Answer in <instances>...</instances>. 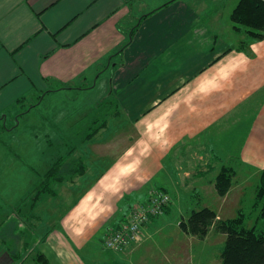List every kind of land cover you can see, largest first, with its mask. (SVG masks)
<instances>
[{"label":"crops","instance_id":"0c3cea01","mask_svg":"<svg viewBox=\"0 0 264 264\" xmlns=\"http://www.w3.org/2000/svg\"><path fill=\"white\" fill-rule=\"evenodd\" d=\"M239 1L0 0V130L15 126L8 119L20 106L29 111L51 92L93 90L100 80L99 104L114 95L135 129L113 156L105 147L110 140H95L105 125L88 137L101 148L90 157L96 163L72 156L87 166L72 187L74 198L29 249L42 251L51 264H89L81 250L98 232L105 228L106 236L124 212L130 216L135 204L162 189L171 195L164 213L142 225L140 243L112 250L107 264H157L159 255L167 264L186 255L189 264L192 237L179 226L186 219L182 208L232 214L256 192L264 169V37L240 48L248 37L234 27ZM226 165L235 174L227 195L218 197L215 179ZM144 189L146 197L127 209L124 195L131 200ZM191 190L215 198L185 207L175 194ZM173 210L177 214L169 215ZM160 237L165 248L156 247ZM217 245L215 251L223 249ZM4 257V264L13 263L10 254Z\"/></svg>","mask_w":264,"mask_h":264},{"label":"rangeland","instance_id":"374dc122","mask_svg":"<svg viewBox=\"0 0 264 264\" xmlns=\"http://www.w3.org/2000/svg\"><path fill=\"white\" fill-rule=\"evenodd\" d=\"M101 81L103 80H100L93 90L51 92L40 105L29 111H24L27 106L24 110L22 106H18L19 113H12L13 115L11 114V117L8 119V125L15 126L9 130H2L1 128L0 264H4L5 261L3 259L5 258V254L19 253L23 254V257L26 256L30 249L25 250V240H30L32 243L34 236L40 237L45 230L53 226L52 221L58 220L67 210L68 206H70L72 198H74L72 195L75 193L72 191V187L77 186L75 184L77 180L73 181L71 175H67V180L63 182H52V187L58 192L46 194V192L42 191L40 198L33 203L36 189L38 187L41 188L40 181L46 177L49 168L59 156L64 155L67 157L63 162L62 170L69 168L72 156L77 154L88 155L91 162L92 159L90 157L101 148L97 145H90L88 137L94 136L95 134L92 135L91 133L96 129L100 130L99 126L103 124H105V128L95 136V140L97 142L110 140L112 143H106L105 147L109 149L112 156L120 153L123 141L129 142L135 136V129L131 124L133 121L128 113L120 111L116 114L117 107H112L109 104H99V101L103 98L104 90L100 88ZM31 100V103H34L35 100L33 98ZM125 123L131 125L122 128ZM95 160H97V157ZM95 160H92V162L96 163ZM104 161L108 160L105 159ZM80 178L83 177L80 176ZM253 184H256V182L253 181ZM216 190L218 197H225L230 188L224 194H220L217 188ZM147 192V189L135 192L131 196V201L137 198H145ZM187 194L188 196L184 193H180L179 196L178 193L175 194L181 205L185 207L198 204L197 200L199 199L205 200V203H208L209 200L215 198L214 194L208 191L191 190ZM246 196L248 195L246 194ZM127 201L125 199L123 204H126ZM232 202L235 204L234 199ZM223 204H226V201ZM187 208H185L186 211L182 208L186 218L196 209L189 207L190 209L187 210ZM210 208H213L217 212L214 207ZM120 211L116 218L123 214L121 208ZM232 211V214L230 211H227V213L219 216L217 212V218H230L237 216L240 212H244L246 225L252 226L255 224L259 216V207L256 205V192L253 195L252 193L249 194L246 200L240 201ZM176 214L174 210L172 213L169 212L171 216ZM104 217L105 215L102 218ZM23 221L24 225L21 227L20 225ZM179 226L182 231L191 234L190 236L192 237L189 244L192 252L189 257V264H201L206 259L212 261L213 264L217 262L223 264L221 249L219 248V250L215 251L214 248H218V243L220 247L222 245V248L224 247L227 233L214 227L205 237L200 238L193 233L185 231L180 223ZM23 228L26 230L24 235L22 234L21 236L20 232ZM104 233L105 228L98 232L94 241L88 247L81 250L82 256H84L89 264H107L108 257L113 253L112 250L104 246L105 244L103 245L104 237L106 238ZM160 238L155 241L156 247L165 248L167 241L162 239L163 237ZM142 240L140 232L139 239L132 243V245L138 244ZM174 240L176 239L174 238ZM187 241L185 239V245H188ZM170 245H172L171 242ZM174 245L180 247L181 243L178 244L174 241ZM33 252L35 253L36 251L34 250ZM156 257L158 258L157 264H167V261H165L166 256L159 255ZM184 258V263L188 264L186 263V255H174V264H183L182 260ZM21 260L17 262L12 260V264H19ZM6 264H11V261H8ZM110 264L127 263L111 260Z\"/></svg>","mask_w":264,"mask_h":264},{"label":"trees","instance_id":"16d2710c","mask_svg":"<svg viewBox=\"0 0 264 264\" xmlns=\"http://www.w3.org/2000/svg\"><path fill=\"white\" fill-rule=\"evenodd\" d=\"M232 19L235 22L234 27L239 31H245L248 37L241 41L240 48L249 50L248 46L251 40L264 37V0H240L232 12ZM100 103L117 107L116 114L120 112L118 110V100L114 95L104 98ZM104 125L99 127L101 128ZM97 132L98 130L96 129L91 134L94 135ZM66 158L61 155L53 162L46 177L39 183L42 189L39 187L36 189L33 203L40 198L42 191L46 192V194L56 193L57 190L52 187V182H63L67 180V175H71V179L75 181L79 175L85 172L87 168L86 161L81 158L71 160L69 168L62 170L63 162ZM234 174V168L226 165L216 176L215 184L220 194L226 193L230 188ZM125 199L128 200L127 209H130L133 203L130 200L129 193L124 195ZM256 205L259 207V216L252 226L246 225L244 212H240L237 216L230 218H217V212L208 206L194 209L186 219L181 220L180 224L185 231L193 233L200 238L205 237L214 227L227 233L224 247L221 250L223 264H264V169L260 172L259 183L256 187ZM126 214V212L123 214L124 220L127 219L125 217ZM23 225L24 223L22 222L20 226L22 227ZM25 230L24 228L21 230V236L22 234L24 235ZM103 241L105 244V238ZM30 243V240H25V250L30 248ZM34 250L36 251L35 253L33 252ZM32 253H34L33 256H31ZM10 257L14 262L22 259L19 264H51L45 254L39 249H35V247L30 249L24 257L23 254L19 253L10 254Z\"/></svg>","mask_w":264,"mask_h":264},{"label":"built area","instance_id":"2783aa9c","mask_svg":"<svg viewBox=\"0 0 264 264\" xmlns=\"http://www.w3.org/2000/svg\"><path fill=\"white\" fill-rule=\"evenodd\" d=\"M170 202L171 195L167 191L153 190L147 201L135 204L130 216L108 232L105 246L114 251H122L129 247L139 239L142 225L164 213Z\"/></svg>","mask_w":264,"mask_h":264}]
</instances>
